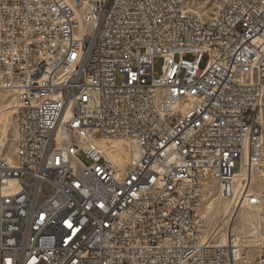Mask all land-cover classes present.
<instances>
[{"label":"built area","instance_id":"obj_1","mask_svg":"<svg viewBox=\"0 0 264 264\" xmlns=\"http://www.w3.org/2000/svg\"><path fill=\"white\" fill-rule=\"evenodd\" d=\"M0 90V264H240L197 208L262 160L264 0H0Z\"/></svg>","mask_w":264,"mask_h":264},{"label":"rangeland","instance_id":"obj_2","mask_svg":"<svg viewBox=\"0 0 264 264\" xmlns=\"http://www.w3.org/2000/svg\"><path fill=\"white\" fill-rule=\"evenodd\" d=\"M162 63L163 59L159 58L155 63L156 72L161 70ZM0 94L8 99L13 98L16 102V98L11 92L0 90ZM2 105L3 103L0 104V108H2ZM14 109H16V103L13 109L9 110V113H11V125L9 126L10 144L5 146L6 150L11 155H14L16 138V113H14ZM251 189L262 197V202L260 206L258 205L259 207H252L244 203L242 208L234 209L233 205L231 211L226 214L224 206L230 200L220 198L215 187L210 193L208 191L202 193L200 205L197 208L198 215L204 226L203 234L205 237L215 242H222V236L232 231L240 237L242 245L248 246L242 248L244 260H241L240 264H248L249 262L254 263L259 247L264 244V145L262 160L253 168V184ZM231 223L233 227L229 228ZM225 239L226 236L223 237V241H225Z\"/></svg>","mask_w":264,"mask_h":264},{"label":"bare ground","instance_id":"obj_3","mask_svg":"<svg viewBox=\"0 0 264 264\" xmlns=\"http://www.w3.org/2000/svg\"><path fill=\"white\" fill-rule=\"evenodd\" d=\"M263 98H264V90H263ZM1 103H3V105H2V108H0V146H4L5 147L7 144H10L9 126L11 125V121H10L11 113H9L10 112L9 110L13 109V107L15 106L16 102H15V99H13V98L8 99L5 96H3L2 94H0V104ZM14 113H16V109H14ZM15 130H16V126H15ZM117 143H119L118 147H121L123 149L125 155L127 156L128 155V150H126L124 142H117ZM103 144H104V142H102V145ZM12 155L7 151V157L10 160L13 159ZM252 184H253V169H252L251 173H250V171L244 172L239 177V180L237 181V192H236L235 196L230 198L229 199L230 201L227 202L225 204V206H224V211H225L226 214H228L231 211V209L233 208V205H234V209H238L240 207V204L242 203V199H243L244 193L246 192L247 189L252 190L251 189ZM244 186H245V189L243 190ZM225 200H228V199H225ZM243 205H244V203L242 204V206L240 208H242ZM256 216H257V213H256ZM251 219H252V217H251ZM251 219H249V220H251ZM232 227L233 226H232V223H231L229 228H232ZM224 236L227 237L226 234ZM224 236H222V242H223V237ZM199 240H207V237H205L203 233H199ZM244 247H248V246L247 245H243V248ZM240 260H244V256H243L242 253L240 255Z\"/></svg>","mask_w":264,"mask_h":264}]
</instances>
